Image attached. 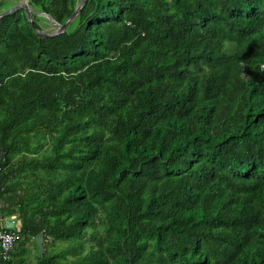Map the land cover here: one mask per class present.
I'll return each instance as SVG.
<instances>
[{"label": "trees", "instance_id": "16d2710c", "mask_svg": "<svg viewBox=\"0 0 264 264\" xmlns=\"http://www.w3.org/2000/svg\"><path fill=\"white\" fill-rule=\"evenodd\" d=\"M26 2L0 19L21 264H264V0H87L52 37L81 0Z\"/></svg>", "mask_w": 264, "mask_h": 264}, {"label": "crops", "instance_id": "0c3cea01", "mask_svg": "<svg viewBox=\"0 0 264 264\" xmlns=\"http://www.w3.org/2000/svg\"><path fill=\"white\" fill-rule=\"evenodd\" d=\"M21 220L18 214L11 216L2 217L0 216V228H12L20 229ZM44 251L40 250L36 238L22 239L21 244L19 243L17 249L12 254V258L8 261H4L1 258L0 252V264H21L20 258L25 259L24 263L32 262L35 263L37 259L42 256ZM9 262V263H8Z\"/></svg>", "mask_w": 264, "mask_h": 264}, {"label": "built area", "instance_id": "2783aa9c", "mask_svg": "<svg viewBox=\"0 0 264 264\" xmlns=\"http://www.w3.org/2000/svg\"><path fill=\"white\" fill-rule=\"evenodd\" d=\"M5 157L0 156V179ZM21 240V234L16 230L0 229V251L3 259H9Z\"/></svg>", "mask_w": 264, "mask_h": 264}, {"label": "water", "instance_id": "95a60500", "mask_svg": "<svg viewBox=\"0 0 264 264\" xmlns=\"http://www.w3.org/2000/svg\"><path fill=\"white\" fill-rule=\"evenodd\" d=\"M87 0H81L80 2V5L76 8L75 12L72 14V16L62 25H60V28L56 31V32H53V33H45L41 30V33L45 36V37H52L54 35H57L59 33H61L62 31H64L68 25V23L77 15V13L80 11L83 3H85ZM19 8H25L27 14H28V17L30 19V22L31 24H33V19H32V11H31V8L30 6L27 4V3H23V4H19V5H15V6H12L11 8L3 11L0 13V19L7 13L9 12H12L16 9H19ZM36 241H37V244L40 248V250L44 251V233H41L39 235H37L36 237ZM43 254V253H42Z\"/></svg>", "mask_w": 264, "mask_h": 264}, {"label": "rangeland", "instance_id": "374dc122", "mask_svg": "<svg viewBox=\"0 0 264 264\" xmlns=\"http://www.w3.org/2000/svg\"><path fill=\"white\" fill-rule=\"evenodd\" d=\"M27 0H18L15 5L27 3ZM54 21L52 19L41 20L40 24L42 25V31L45 33H53L56 31L57 27H55Z\"/></svg>", "mask_w": 264, "mask_h": 264}, {"label": "clouds", "instance_id": "9594fccd", "mask_svg": "<svg viewBox=\"0 0 264 264\" xmlns=\"http://www.w3.org/2000/svg\"><path fill=\"white\" fill-rule=\"evenodd\" d=\"M19 5V4H18ZM15 6V5H14ZM48 16V15H47ZM53 20V19H52ZM54 21V20H53ZM54 24H55V27H57V29H56V31L60 28V25H62V24H59V23H57V22H53ZM67 28V27H66ZM56 31H54V32H56ZM65 31V30H64ZM63 32V31H62ZM3 156V155H2ZM5 160H6V158H5ZM1 178H2V174H1ZM1 180V179H0ZM0 229H5V230H16V231H18L19 232V229H12V228H0ZM20 233V232H19ZM21 240H22V235H21ZM20 240V241H21ZM20 241H19V243H20ZM18 243V244H19ZM18 244H17V246H18ZM17 249V247L15 248V250ZM14 250V251H15ZM14 251L12 252V254L14 253ZM1 252V251H0ZM12 254H11V257L9 258V259H3L2 258V255H1V258L4 260V261H8V260H10L11 258H12Z\"/></svg>", "mask_w": 264, "mask_h": 264}]
</instances>
